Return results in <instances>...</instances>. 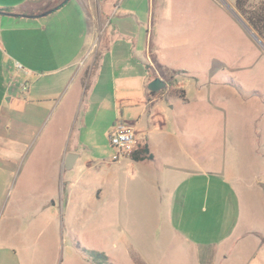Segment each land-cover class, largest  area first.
I'll use <instances>...</instances> for the list:
<instances>
[{"label": "crops", "instance_id": "crops-1", "mask_svg": "<svg viewBox=\"0 0 264 264\" xmlns=\"http://www.w3.org/2000/svg\"><path fill=\"white\" fill-rule=\"evenodd\" d=\"M72 3L74 13L67 11ZM108 5L107 0H0V264H43L51 251L59 254L64 244L58 236L60 213L55 211L69 208L72 212L76 200L83 213H92L94 203H100L101 237L106 242L109 235L120 234L128 245L145 247L139 248L142 252L153 251L148 248L150 236L155 237L150 231L157 228L163 230L165 248L179 238L188 242L191 252L197 248L207 252L217 246L223 229L229 232L227 238L238 242L241 238H234V234L242 224L245 229L241 235L246 240L257 233L250 222H264V194L260 192L264 193V180L253 170L255 139L243 141L250 153L244 166L247 173L234 181L240 186H232V192L241 196L222 214L218 194L236 165H225L219 155L209 169L201 139L188 135L180 121L163 118L164 110L174 111L175 107L165 104L167 94L153 97L148 88L146 99L140 101L143 108L139 116H130L128 125L136 131L137 150L147 147L153 159L130 157L104 163L101 183L95 190L88 178L93 167L86 157L91 149L101 147L99 138L105 139L113 124L108 120L98 135L97 118L88 121L91 99H85L83 90L70 93L90 74L92 67L80 58L88 47L94 54L93 48L100 42L95 37L97 12L110 10ZM99 25L102 33L103 24ZM134 49L142 53L137 46ZM129 51L121 59L122 74H135L145 86L149 84L148 70L153 67L152 80L159 77L168 84L152 63L149 40L146 55ZM38 60L43 64L35 67ZM79 62V68L75 67ZM18 64L23 70H15ZM12 83L16 91H12ZM25 83L27 91L22 88ZM67 89V93L71 91L68 95ZM235 91L240 99L241 92ZM103 108L109 109L108 102ZM237 116L241 117V112ZM90 190L91 197L83 204ZM252 193H256V200ZM66 198L69 203L64 209ZM55 217L58 226L54 240ZM41 223L47 227L45 241L42 232L38 236ZM71 234L75 239L76 234ZM119 240L113 241L115 248H119ZM76 244L81 250L88 249L79 240ZM259 254L264 260V235ZM82 264L96 263L83 258Z\"/></svg>", "mask_w": 264, "mask_h": 264}, {"label": "rangeland", "instance_id": "rangeland-1", "mask_svg": "<svg viewBox=\"0 0 264 264\" xmlns=\"http://www.w3.org/2000/svg\"><path fill=\"white\" fill-rule=\"evenodd\" d=\"M107 3L110 10L97 12L98 32L95 37L100 42L93 48L94 54L92 47H88L80 58V61L92 67L90 74L82 86L76 85L72 93H67L68 89L65 93H70L71 96L83 90L85 99H91L88 121L92 123L97 118L98 135L105 130L108 120L112 121L113 126L119 121L128 125L130 116L137 119L135 115L139 116L140 109L143 108L140 101L148 93L147 88L153 79L154 69L149 68L146 80L149 84L144 86L135 74L129 77L122 74L121 59L125 54H130V49L134 54L146 55L149 40L153 58L164 70L174 75V87L187 93L186 105L180 97L168 96L164 99L165 104L174 106L175 110H164L163 118L180 121L188 135L201 139L203 152L208 153L205 161L209 164V169L219 155L223 156L225 165H236L234 173H229L227 180L222 182V193L218 194L222 214L229 211L230 205L235 204L234 199L241 196L232 192L233 184L240 186L239 182L234 181L240 180L247 173L244 166L250 153L249 146L243 142L245 139L256 141L254 175L263 177L264 180L262 38L244 20L235 0H107ZM56 4L57 2L53 6ZM73 4L67 8L70 13L75 12ZM99 22L103 24L102 33L99 31ZM136 46L142 53L135 51ZM39 64L43 62L38 60L35 67ZM79 66L80 62L75 67ZM226 85H231L234 89ZM15 86L12 83V91H16ZM236 89L241 92L240 99L236 98ZM107 102L109 109H104L103 104L106 105ZM127 104L131 108H127ZM240 112L241 117L238 118ZM113 126L105 139L99 138L101 147L91 149L86 157V161L93 167L88 178L93 180L95 190L96 185L101 183L104 163L111 161L116 152L109 139ZM178 130L180 132V128ZM233 139L241 142L233 144ZM68 175L70 173L66 172V176ZM248 177L250 180L251 176ZM216 184L219 185L218 182ZM91 191L84 196L83 204L88 203ZM260 192L264 194L262 190ZM252 194L256 200V193ZM76 201L72 204L75 207L72 212L66 208L69 203L67 198L63 199V208L66 210L55 211L60 213L58 236L64 246L57 255L51 251L43 264H82L83 258L90 259L77 247V240L89 251L103 253L106 249L108 258L118 260L121 264H264L262 255L259 254L264 222L251 221L257 233L246 240L241 235L245 229L242 224L240 230L234 234V238H241L238 242L233 237L227 238L229 232H224L223 229L217 246L207 252L198 248L191 252L188 242L179 241V238L172 239L168 244L170 247L167 248L166 245L165 248L163 230L157 228L150 231V235L154 234L155 237L150 236L148 248L153 251L142 252L145 247L128 245L126 238L120 234L109 235L106 242L101 237L100 203H94L92 213H83L80 201ZM237 202L239 204V200ZM54 226L55 240L58 226L56 217ZM119 226L122 227L121 221ZM121 227L119 230L122 232ZM230 227H233L232 224ZM117 228L116 222L113 229L117 231ZM46 229V223H41L38 236L41 232L44 234L42 241L48 236ZM143 229L138 232L141 233ZM71 232L76 234L75 239ZM182 233L190 239L186 231ZM118 239L119 248H115L113 241L118 242ZM72 241L76 242L70 245ZM145 244L149 245L147 242Z\"/></svg>", "mask_w": 264, "mask_h": 264}, {"label": "trees", "instance_id": "trees-1", "mask_svg": "<svg viewBox=\"0 0 264 264\" xmlns=\"http://www.w3.org/2000/svg\"><path fill=\"white\" fill-rule=\"evenodd\" d=\"M235 5L237 9L243 15L244 20L249 24L251 28H253L257 34L262 38L264 42V0H235ZM6 11L11 12V10L7 9ZM152 53V51H151ZM152 63L154 67L157 69L158 73H161V76L168 82L169 88L165 91L160 92H150V96L158 97L161 95L167 94V96H176L183 99V101H187V93L183 89H177L173 85V76L169 74L164 68H162L152 56ZM153 68V67H151ZM151 102V99L149 100ZM151 103L149 104V106ZM132 158L135 160H151L153 156L150 154V151L147 147H140L136 153L132 155ZM86 255L90 257L96 264H111L108 256L104 253H100L99 251H89L87 249H82Z\"/></svg>", "mask_w": 264, "mask_h": 264}, {"label": "built area", "instance_id": "built-area-1", "mask_svg": "<svg viewBox=\"0 0 264 264\" xmlns=\"http://www.w3.org/2000/svg\"><path fill=\"white\" fill-rule=\"evenodd\" d=\"M17 68L23 70V67L19 64ZM22 88L27 91V84H23ZM109 139L112 147L116 150L112 157L114 162L130 158L137 152L138 140L136 131L122 121L117 122L113 126V131L109 134Z\"/></svg>", "mask_w": 264, "mask_h": 264}, {"label": "water", "instance_id": "water-1", "mask_svg": "<svg viewBox=\"0 0 264 264\" xmlns=\"http://www.w3.org/2000/svg\"><path fill=\"white\" fill-rule=\"evenodd\" d=\"M48 14H50V13H48ZM258 40H259V38H258ZM167 89H168V84L165 81H163V79H161L159 77L152 80L150 82V84L148 85V90L150 92H160L162 90L165 91ZM261 187L264 190V184H262Z\"/></svg>", "mask_w": 264, "mask_h": 264}]
</instances>
